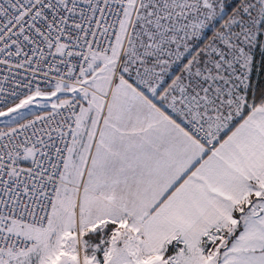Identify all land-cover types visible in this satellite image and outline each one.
<instances>
[{
  "label": "snow or ice",
  "instance_id": "6c2138e0",
  "mask_svg": "<svg viewBox=\"0 0 264 264\" xmlns=\"http://www.w3.org/2000/svg\"><path fill=\"white\" fill-rule=\"evenodd\" d=\"M257 57L264 0H0V264H264Z\"/></svg>",
  "mask_w": 264,
  "mask_h": 264
},
{
  "label": "trees",
  "instance_id": "16d2710c",
  "mask_svg": "<svg viewBox=\"0 0 264 264\" xmlns=\"http://www.w3.org/2000/svg\"><path fill=\"white\" fill-rule=\"evenodd\" d=\"M231 3L232 0H229ZM210 35V33H209ZM252 78L255 82L257 79H259L261 82H264V64L259 62V57H257V63L256 66L252 70Z\"/></svg>",
  "mask_w": 264,
  "mask_h": 264
},
{
  "label": "rangeland",
  "instance_id": "374dc122",
  "mask_svg": "<svg viewBox=\"0 0 264 264\" xmlns=\"http://www.w3.org/2000/svg\"><path fill=\"white\" fill-rule=\"evenodd\" d=\"M34 111H36L37 109H33ZM4 122H5V118L4 117H0V126H3L4 125Z\"/></svg>",
  "mask_w": 264,
  "mask_h": 264
},
{
  "label": "built area",
  "instance_id": "2783aa9c",
  "mask_svg": "<svg viewBox=\"0 0 264 264\" xmlns=\"http://www.w3.org/2000/svg\"><path fill=\"white\" fill-rule=\"evenodd\" d=\"M31 118V117H30ZM0 127H3V126H0Z\"/></svg>",
  "mask_w": 264,
  "mask_h": 264
}]
</instances>
